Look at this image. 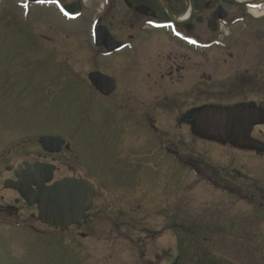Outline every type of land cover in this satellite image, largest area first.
<instances>
[{
  "label": "flooded vegetation",
  "instance_id": "obj_1",
  "mask_svg": "<svg viewBox=\"0 0 264 264\" xmlns=\"http://www.w3.org/2000/svg\"><path fill=\"white\" fill-rule=\"evenodd\" d=\"M262 10L264 0H0V61L32 68L16 52L5 56L10 42L41 56L39 64L52 63L54 53L70 56L58 62L60 90L81 104L70 138L46 129L37 137L31 125L0 130V264H65L69 256L78 264L96 257L164 264V255L179 264L176 245L164 250L158 237L180 240L187 177L242 203L248 217L240 225L264 230ZM17 73L26 97L29 80ZM8 89L0 79L1 105ZM228 115L247 119L236 142L205 130ZM46 136L64 140L51 147L58 152L42 147ZM206 146L252 156L255 178L199 157ZM49 180L45 187L67 183L76 221L64 212L61 223L44 222L24 198ZM19 182L24 196L12 187ZM201 215L211 222L191 231L227 229L225 211Z\"/></svg>",
  "mask_w": 264,
  "mask_h": 264
},
{
  "label": "rangeland",
  "instance_id": "obj_2",
  "mask_svg": "<svg viewBox=\"0 0 264 264\" xmlns=\"http://www.w3.org/2000/svg\"><path fill=\"white\" fill-rule=\"evenodd\" d=\"M259 14H264V10L260 11ZM260 25L264 26V22H261ZM261 36L263 38L264 33ZM261 42H264V38ZM11 46V49L6 50L5 56H13L12 53L16 52L20 64L24 66L28 64L33 69L22 70L19 67L13 68L6 62L0 61V79L5 83L6 87H9L7 93L10 97V100L2 102L3 105L0 104V115L4 120L3 126L0 127V130L2 129L1 132L7 129L15 131L23 126L27 128L31 125L30 131L36 132L37 137L40 135V131L45 129L46 132L51 131L54 136L69 137V132L77 122L78 112L81 111V104L72 103V101H67L63 98L60 90L61 86L59 85L62 84L63 76L58 62L62 63L64 62L63 57L70 56L54 53L52 63L44 62L39 64L38 61L41 56L34 55L33 53L35 52L23 47L18 48L21 45H15L13 42H10ZM24 57H29V59H24ZM260 58L262 65H264V54H261ZM70 62L73 63L72 60ZM18 71L26 73L24 76L29 80L27 83L29 91L26 97L24 94L22 96L19 94L22 84L17 80ZM70 71L75 74L81 72L72 69ZM63 75L66 74L63 73ZM44 86L48 89L50 88L51 97H48V92L46 95L42 89ZM23 103L29 105V113L23 112ZM46 118H48L47 125L44 123ZM84 127H88V125L85 124ZM78 131L77 127L76 132ZM25 132L28 133V130L26 129ZM197 155L201 158H209L213 163L229 170L235 169L241 173L249 174L253 178H255L257 173V168L253 167V165L258 162H255L254 158L249 155L243 156L238 152L208 146L199 147ZM260 163H264V161ZM181 184L183 188V190L181 189V223L183 228L180 231V240L175 243L176 239H173L171 234L165 233L160 236L162 232L158 233V236H160L158 237V244L164 250H167L173 242L176 245V253L180 256L179 264H210L209 262H220L221 264H264V230L259 232L249 228L250 226L240 225L241 216L248 217L243 212L247 209L242 203H238L233 199L223 198L220 193L211 191L205 184L193 182V178L187 177ZM204 211L207 214L225 211L227 229L222 231L213 230L212 232L191 231L192 225L193 228H196L201 222H203V226L211 222V220L205 219L201 215ZM191 238L199 239V244L192 246ZM149 250H151V246H149ZM148 254L149 256L151 255L150 252ZM164 259V264H167L165 255ZM103 260L104 258L101 257L86 258L85 264L112 263L110 260ZM65 264H78V261L76 258L69 256ZM130 264H133V261Z\"/></svg>",
  "mask_w": 264,
  "mask_h": 264
},
{
  "label": "water",
  "instance_id": "obj_3",
  "mask_svg": "<svg viewBox=\"0 0 264 264\" xmlns=\"http://www.w3.org/2000/svg\"><path fill=\"white\" fill-rule=\"evenodd\" d=\"M90 79L97 88H104V84L98 82L99 77L97 74H92ZM246 121L247 119H245V122H242V118L239 116L228 115L226 117L212 119L210 123L206 125L205 130L209 131L210 134L222 136L223 138H234V141L236 142L238 141L239 137L243 136V129ZM40 143L45 150L50 152H58L59 150H54L51 147L54 145L63 144L64 140L55 137H43L40 139ZM31 168L33 170L36 169L37 173L40 172L39 165H33ZM51 170L52 169L49 167L50 173L52 172ZM46 182L49 183L50 180L36 183L38 192L32 194L33 197L31 200H28L24 196L22 189L24 184L22 182L16 183L12 185V187L21 193L30 205L38 206L42 221L59 224L61 223L60 219L64 212H66L69 216V223L76 221L71 220L73 211L72 208L74 207L72 202L73 194L70 192L66 194V191L64 192L67 183L61 181L55 183L51 187H45Z\"/></svg>",
  "mask_w": 264,
  "mask_h": 264
},
{
  "label": "snow or ice",
  "instance_id": "obj_4",
  "mask_svg": "<svg viewBox=\"0 0 264 264\" xmlns=\"http://www.w3.org/2000/svg\"><path fill=\"white\" fill-rule=\"evenodd\" d=\"M37 2H38V3H43V2H44V0H37Z\"/></svg>",
  "mask_w": 264,
  "mask_h": 264
}]
</instances>
